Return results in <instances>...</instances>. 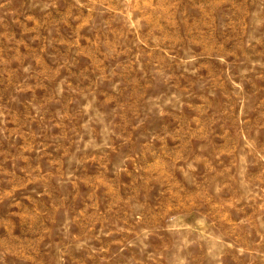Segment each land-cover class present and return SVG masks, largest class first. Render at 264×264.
<instances>
[{"label":"rangeland","instance_id":"1","mask_svg":"<svg viewBox=\"0 0 264 264\" xmlns=\"http://www.w3.org/2000/svg\"><path fill=\"white\" fill-rule=\"evenodd\" d=\"M0 264H264V0H0Z\"/></svg>","mask_w":264,"mask_h":264}]
</instances>
